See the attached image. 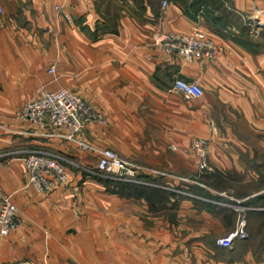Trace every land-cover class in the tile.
Listing matches in <instances>:
<instances>
[{
	"label": "crops",
	"instance_id": "0c3cea01",
	"mask_svg": "<svg viewBox=\"0 0 264 264\" xmlns=\"http://www.w3.org/2000/svg\"><path fill=\"white\" fill-rule=\"evenodd\" d=\"M257 0H0V197L20 222L0 264H264V27ZM166 2V4H163ZM200 27L223 51L186 61L156 36ZM195 80L199 97L171 89ZM67 88L103 116L69 138L28 121L25 104ZM207 140V163L190 148ZM114 149L139 166L117 184L97 168ZM54 155L65 183L39 192L23 158ZM247 236L217 238L240 217Z\"/></svg>",
	"mask_w": 264,
	"mask_h": 264
},
{
	"label": "built area",
	"instance_id": "2783aa9c",
	"mask_svg": "<svg viewBox=\"0 0 264 264\" xmlns=\"http://www.w3.org/2000/svg\"><path fill=\"white\" fill-rule=\"evenodd\" d=\"M68 0H59L55 4L57 12H64ZM166 4V2H163ZM256 10L248 16L250 24L255 28L264 27V0H257ZM1 11V8H0ZM160 50L164 53H176L186 61L197 58L216 60L223 51V45L213 33L198 26L190 31L169 30L156 36ZM171 89L188 96L199 97L203 88L195 80L180 77L174 79ZM22 115L31 123L44 127L66 126L68 137L76 136L87 126H101L102 114L77 93L61 88L56 91L42 90L41 94L29 100ZM207 140L196 137L190 145L202 159L201 169H212L207 163ZM23 169L27 174V183L39 192L49 191L55 184L65 183L68 173L49 153L33 152L23 158ZM97 168L100 172L117 180H134L139 174V166L123 159L114 149L104 148L99 155ZM18 208L11 199V194L3 193L0 197L1 234L6 235L19 224ZM247 236L246 222L240 217L235 229L217 238L216 242L225 247H231L235 240Z\"/></svg>",
	"mask_w": 264,
	"mask_h": 264
},
{
	"label": "trees",
	"instance_id": "16d2710c",
	"mask_svg": "<svg viewBox=\"0 0 264 264\" xmlns=\"http://www.w3.org/2000/svg\"><path fill=\"white\" fill-rule=\"evenodd\" d=\"M115 183L117 184H121L123 182V180H113Z\"/></svg>",
	"mask_w": 264,
	"mask_h": 264
}]
</instances>
